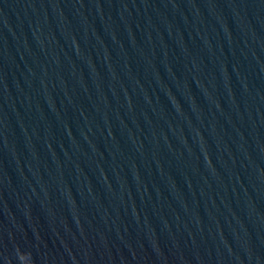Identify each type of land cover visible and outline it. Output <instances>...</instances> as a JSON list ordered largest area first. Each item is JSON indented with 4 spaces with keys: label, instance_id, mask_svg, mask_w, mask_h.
<instances>
[{
    "label": "water",
    "instance_id": "95a60500",
    "mask_svg": "<svg viewBox=\"0 0 264 264\" xmlns=\"http://www.w3.org/2000/svg\"><path fill=\"white\" fill-rule=\"evenodd\" d=\"M0 264H264V0H0Z\"/></svg>",
    "mask_w": 264,
    "mask_h": 264
}]
</instances>
